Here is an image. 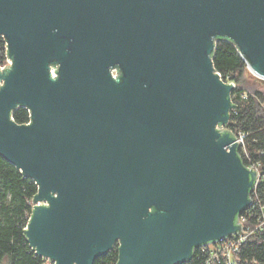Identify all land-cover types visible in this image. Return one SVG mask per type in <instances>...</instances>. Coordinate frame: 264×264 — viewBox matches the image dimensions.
Listing matches in <instances>:
<instances>
[{
  "label": "water",
  "instance_id": "95a60500",
  "mask_svg": "<svg viewBox=\"0 0 264 264\" xmlns=\"http://www.w3.org/2000/svg\"><path fill=\"white\" fill-rule=\"evenodd\" d=\"M1 37L0 155L38 185L25 233L46 264L116 242V264H182L248 235L260 175L213 55L231 41L264 81V0H0Z\"/></svg>",
  "mask_w": 264,
  "mask_h": 264
},
{
  "label": "trees",
  "instance_id": "16d2710c",
  "mask_svg": "<svg viewBox=\"0 0 264 264\" xmlns=\"http://www.w3.org/2000/svg\"><path fill=\"white\" fill-rule=\"evenodd\" d=\"M216 70L228 82L236 83L232 92L235 108L231 111L230 128L245 133L241 149L246 164L261 163L262 177L253 193L254 204L242 213L249 235L240 242L231 264H264V92L244 88L247 64L237 47L229 40L217 41L213 55ZM6 63V42L0 38V64ZM240 84V85H238ZM243 86V87H239ZM20 124L30 121V111L20 107L13 112ZM38 192L34 179L26 177L13 163L0 155V264H46L31 247L25 233ZM209 246L197 248L193 258L182 264H230L220 254L213 257ZM118 251H110L94 264H116Z\"/></svg>",
  "mask_w": 264,
  "mask_h": 264
},
{
  "label": "built area",
  "instance_id": "2783aa9c",
  "mask_svg": "<svg viewBox=\"0 0 264 264\" xmlns=\"http://www.w3.org/2000/svg\"><path fill=\"white\" fill-rule=\"evenodd\" d=\"M6 50H7V45H6ZM9 63H12V61H8ZM9 63H5L4 65H2L3 67ZM113 74L114 76L117 75L116 70H113ZM238 135V139L241 141V149H246L245 148V133L240 132ZM249 167H253L255 169H257L259 171V180L260 181L261 177H262V170H261V163H253L251 165H249ZM241 220L244 221L246 220L245 217H241ZM246 229V227H245ZM246 231L248 232V230L246 229ZM249 235V232H248ZM247 235V236H248ZM247 236H233L230 237L227 240L221 241L217 244H215L216 248L214 249V253H213V257L216 259V257H219L220 254H222L224 257H226L229 261V263H232V258H233V254L238 250V246L240 244L241 241H243ZM214 246V245H213Z\"/></svg>",
  "mask_w": 264,
  "mask_h": 264
},
{
  "label": "rangeland",
  "instance_id": "374dc122",
  "mask_svg": "<svg viewBox=\"0 0 264 264\" xmlns=\"http://www.w3.org/2000/svg\"><path fill=\"white\" fill-rule=\"evenodd\" d=\"M6 63H9L8 59H7V56H6ZM244 76H245V80H246L245 83H244V88H246L247 91L255 93V91L259 90V91H263L264 92V81L258 79L254 74H252V72L249 70L248 67L245 70ZM238 85H240V84H238ZM239 87H243V86H239ZM209 247L211 249H215L216 248L215 245L214 246L210 245ZM47 263H48V260H47Z\"/></svg>",
  "mask_w": 264,
  "mask_h": 264
},
{
  "label": "flooded vegetation",
  "instance_id": "af4514ba",
  "mask_svg": "<svg viewBox=\"0 0 264 264\" xmlns=\"http://www.w3.org/2000/svg\"><path fill=\"white\" fill-rule=\"evenodd\" d=\"M118 247H119V243L116 242V244L114 245V247L111 251H118V253H119Z\"/></svg>",
  "mask_w": 264,
  "mask_h": 264
}]
</instances>
